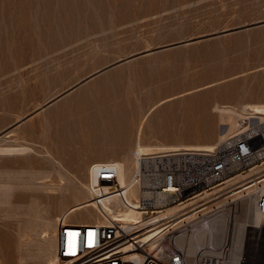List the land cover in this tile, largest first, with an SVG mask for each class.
<instances>
[{"label":"rangeland","instance_id":"374dc122","mask_svg":"<svg viewBox=\"0 0 264 264\" xmlns=\"http://www.w3.org/2000/svg\"><path fill=\"white\" fill-rule=\"evenodd\" d=\"M261 21L264 0H0V147L19 150L0 149V264H47L44 243L55 239L61 216L72 219L85 206L92 165L131 155L141 127V143L152 145L230 141L239 130L221 138L230 128L221 107L239 126L246 105H264V24L251 27ZM99 78L89 96L113 90L115 106L127 110L115 118L124 124L113 121L125 130H117L116 154L87 146L89 111L72 107L73 96ZM249 201L237 200L235 221ZM255 242L248 264L264 257ZM195 245L190 264H201Z\"/></svg>","mask_w":264,"mask_h":264},{"label":"built area","instance_id":"2783aa9c","mask_svg":"<svg viewBox=\"0 0 264 264\" xmlns=\"http://www.w3.org/2000/svg\"><path fill=\"white\" fill-rule=\"evenodd\" d=\"M231 138L219 143L215 150L177 154L138 152L131 183L138 190L135 203L127 197L125 186L119 181L116 161L93 164L92 200L96 204L91 202L87 207H94L97 215L90 214L83 206L74 218L63 215L58 219L55 239L59 264H190L191 257L180 238L193 231H205L207 240L200 245L206 252L203 257L226 258L238 199L213 209L201 205L202 201L193 204L183 211L192 209L196 217L178 227L174 222L177 214L168 215L166 211L177 203L189 202L199 194L212 191L228 178L247 172L263 161L264 121ZM103 197L112 198L111 209L103 205ZM253 206L264 215V191L255 196ZM129 207L138 209L136 219L124 218V210ZM214 226L222 227V235L212 230ZM259 237L264 243V231Z\"/></svg>","mask_w":264,"mask_h":264},{"label":"bare ground","instance_id":"6f19581e","mask_svg":"<svg viewBox=\"0 0 264 264\" xmlns=\"http://www.w3.org/2000/svg\"><path fill=\"white\" fill-rule=\"evenodd\" d=\"M108 75L109 74H107V78H104V80L102 79L103 82L107 81V79L109 78ZM103 77H106V76H103ZM100 79L101 78H99L97 80H99V82H100L101 81ZM105 79H106V81H105ZM88 80H90V78L85 79L84 83H87ZM81 82H83V81L81 80ZM97 82L98 81H96V83ZM96 83L94 82V83L84 85V88L81 91L77 92L75 94V96H73L74 97L73 100H75V101L78 100L79 103L76 104L77 105L76 107L73 105H72V107L77 108V110H79L81 107L82 110L87 109L89 111V113H88L89 114V117H88L89 120H88V122H85V123H87V125L84 124L85 127L88 126V129L85 130V131H87V136L89 138L88 143L86 142L88 144L87 146H89L91 148L93 147L94 149L95 148L96 149L101 148L99 150L102 151L101 152L102 154L103 153L106 154V152H109L111 154H116L115 153L116 151H114V148H116L118 143L120 144L119 137L121 136V135L119 136L117 130L119 128H121V126L119 127L118 124H115V123L124 124L123 122H121L117 119L121 120V118L124 116V114L127 113V110L125 108H123L124 106L123 107L122 106H120V107L115 106L116 104H118L117 103L118 97L116 96V94L115 95L112 94L113 90H111L112 91V93H111L110 90L104 89L103 93L99 92L98 94H96V96H97L96 98H94L93 96H89V91L93 87H95L97 85H101L102 82H100V84H96ZM96 88H98V86ZM93 92H95V91H93ZM62 94L57 95L56 98L58 96H61ZM177 96H179V95H176L175 97H177ZM164 99L166 100L167 97L163 98L161 100L163 102H165ZM73 100H72V102H73ZM121 102H120V104H121ZM60 104L62 105V103H60ZM73 104H74V102H73ZM111 105H113V106H111ZM60 106H58V108H61ZM243 107H244V105H243ZM74 108H73V110H74ZM221 108L223 111L226 110L228 112V114H229L228 120L231 121V123H230V121H228L230 124V126H229L230 128L227 130V132L225 131L226 133L221 135V138H225V137L227 138L229 135L234 133L237 129L239 131H243L247 128H253V126H256V124L262 123L264 121V105H262V104L246 105L242 109V111L240 113H238L240 116H242V120H243L242 122L240 121L239 126L236 125L237 120L235 121L236 123L233 122L234 120L232 121V117H233L234 112L231 109H225L223 107H221ZM150 109L153 110V107ZM150 109H149V111H151V113H152V110H150ZM57 110H61V109H57ZM70 110H72V108H70ZM49 111H50V113H53L51 110H49ZM63 111H61L62 113L60 115L63 114L65 116V114H67L68 110L66 111V109H65ZM75 113H76V111H75ZM85 113H87V112H85ZM85 113H83V114L85 115ZM88 114H87V116H88ZM63 115H62V117H63ZM68 116H71V115H68ZM149 116H151V114ZM246 116H248V117H246ZM237 117H238V115H237ZM115 118H117V119H115ZM113 119L117 120L118 122L113 120ZM220 119H223L222 116ZM62 120H64V117ZM58 121H60V119H58ZM58 121L56 120V122H58ZM223 121H225V120L223 119ZM61 122H59V124ZM77 122H78V120H77ZM246 123H247V125H245ZM80 124L81 123H79V125ZM74 125H75V123L71 126H74ZM79 125H77L76 127L80 128ZM60 126L57 129H60ZM140 127L141 126H139V128ZM71 128H73V127H71ZM124 129H125V127H124ZM141 129H142L141 131H139L140 129L138 130L139 132H141V134L138 132L137 134L139 136L137 137V139L135 138L136 143L140 142V141L142 142V140L144 141L143 137H144L145 128L143 129V127H141ZM72 130L73 129H71L70 132L74 131V130L73 131ZM78 130H76V131H78ZM119 130L125 131L123 129L122 130L119 129ZM82 131H83V128H82ZM82 131H80V133ZM59 132H60V130L58 131V133ZM58 133H56V135ZM65 133H66V130H65ZM78 133H79V131H78ZM120 133H123V132H120ZM123 135H125V134H123ZM84 136H85V134H84ZM135 137H136V135H135ZM157 138L159 139V136ZM62 139L64 140V138H62ZM74 139H75V136H74ZM60 140H61V138H60ZM78 140H79V142H78ZM78 140L75 142H78L79 144L84 143V142H80L81 139H78ZM68 141L69 140H67L66 142L68 143ZM72 141H74V140L72 139ZM160 141H161V139H160ZM141 142L138 143V145H136V148H134V149L132 148V150L130 152L131 155H128L131 147H130V149H128V153L126 151L127 154L125 153L124 155H126V156L128 155L130 157L127 156L124 158V160H122L123 158L122 159L120 158L121 161L118 162V165H119V177H118L119 181H120L122 186H125L127 197L133 203H135V199L138 198V190L134 186H132V184H131L132 179L130 182V177H131L130 175L133 172L131 170L132 169L131 164L134 160V159L132 160L133 156H135L138 152L148 154V153H155V152L174 151L177 154V153H185L187 151H194V150H215L217 145H218L217 144L215 146H212L209 144V145H204V146H197V145L193 146V145H189V144L166 143V142H162V141L160 143L158 142V143H155L154 145H152L151 143H141ZM65 143L63 142L62 144H65ZM78 143H75V144H78ZM71 144H73V143H71ZM121 146H122V144H121ZM0 149H1V151H4L6 153H16L19 151L18 148H15V147H13V148H11V147H7V148L0 147ZM96 149H95V151H96ZM71 154L73 155L74 152H71ZM98 155H100L99 152H98ZM93 156H92V158H93ZM94 158H95V156H94ZM98 160H102V156L95 159V161H98ZM263 165H264V160L262 162L257 163L255 166L251 167V169L249 171L244 172V173H238V174L228 178L223 184L216 186L212 191H206L205 193L199 194L198 196L194 197L189 202L177 203V204H175V205H173L167 209L166 213H168V215L177 214L174 218V222L176 224L175 226L178 227L180 225L186 224L187 222H189L190 220H192L193 218L196 217L195 212L191 211L192 209L187 210V211H183V210H185L186 208H188L191 205L196 204L200 201H202L201 205L206 204L207 208L213 209L216 205L224 207L226 205H229L230 203H232L233 201H235L237 199H241V198H249L250 199L249 204L245 210V215H244L245 218L241 219V220H236L234 225L231 224V230H230V236H229V239H230L229 255H227V257L223 258V259H219L216 257H210V256H206L204 258L203 255H205L206 252H204V250H203L200 252L201 253V259L204 258V262H202L201 264H248V262H250V261H249V259H247V255H250V253H252L253 249H251V248H253L254 242H255V240H257V238L260 241L259 242L256 241L255 243L260 244L261 247L264 248V243L259 237L261 235V233L264 231V226H263L264 215L259 214L253 206V200H254L255 196L260 191H264V174L254 176V175L260 173L261 171H263V169H260V167ZM250 182H252V183H250ZM2 184H4V183H1L0 187L4 188L5 186H3ZM235 184H238V185L235 187H231ZM4 185H6V184H4ZM224 189H227V190L223 191ZM219 191H223V192L217 196L211 197L214 193H218ZM86 196L88 199L83 200V201H85L84 202L85 206L90 204L91 202L96 204L92 200V198L95 196L94 183H92L88 186V194H86ZM104 198H106V197L102 198L103 205L107 209H111L113 206L112 198L111 199H104ZM203 200H205V201H203ZM138 213H139L138 209H136L135 207H129L126 210H124V218L127 220L136 219V217L138 216ZM35 221H37V219ZM42 223H44V225L45 224L50 225L51 221L49 222V220L48 221L42 220ZM47 227H49V226H47ZM212 230L216 231L218 234L222 235V227H215L214 226L212 228ZM53 231H55V230H53ZM255 235H257L256 238H255ZM53 238H54V236H53ZM53 238H51L52 240L49 239L50 240L49 242L44 243L45 244V247H44L45 251H42V252H45L46 260L49 261L47 264H59L58 258L56 256V239H53ZM206 240H207V237H205V231H193L192 233H188L186 236L180 238L181 243L187 248V251H188V254L190 257L194 256V255H190V254H193V253L195 254L197 252L195 244H197V249H198V246L202 245L203 242H205ZM40 248H41V246H40ZM43 255H44V253H43ZM43 255H42V257H41V255L39 257L43 258L44 257ZM41 258H39V259H41ZM263 258L264 257L262 255L257 256V259L259 260L260 263H261V260L263 262ZM251 262H252V260H251ZM256 262H258V261H256ZM194 264H195V262H194Z\"/></svg>","mask_w":264,"mask_h":264},{"label":"water","instance_id":"95a60500","mask_svg":"<svg viewBox=\"0 0 264 264\" xmlns=\"http://www.w3.org/2000/svg\"><path fill=\"white\" fill-rule=\"evenodd\" d=\"M264 24V21H261V22H257V23H253L251 24V27L252 26H256V25H262ZM246 26H244L243 28H245ZM237 29V28H236ZM234 29V30H236ZM239 29V28H238ZM234 30H229V31H222L221 33H218V34H223V33H227V32H232ZM215 34H211V35H208V36H202V37H198L197 39H193V40H189V41H184V42H181V43H189V42H194V41H197V40H202L204 38H207V37H210V36H214ZM180 44V43H178Z\"/></svg>","mask_w":264,"mask_h":264},{"label":"crops","instance_id":"0c3cea01","mask_svg":"<svg viewBox=\"0 0 264 264\" xmlns=\"http://www.w3.org/2000/svg\"><path fill=\"white\" fill-rule=\"evenodd\" d=\"M107 156V155H106ZM117 156V155H116ZM101 157V156H100ZM102 157H103V155H102ZM98 158V157H97ZM96 159V158H95Z\"/></svg>","mask_w":264,"mask_h":264}]
</instances>
